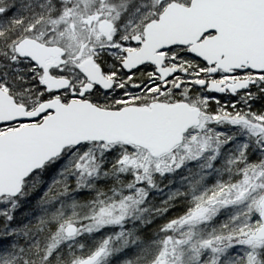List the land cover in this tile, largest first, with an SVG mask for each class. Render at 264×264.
I'll list each match as a JSON object with an SVG mask.
<instances>
[{
    "label": "snow or ice",
    "instance_id": "6c2138e0",
    "mask_svg": "<svg viewBox=\"0 0 264 264\" xmlns=\"http://www.w3.org/2000/svg\"><path fill=\"white\" fill-rule=\"evenodd\" d=\"M0 264H264V0H0Z\"/></svg>",
    "mask_w": 264,
    "mask_h": 264
}]
</instances>
